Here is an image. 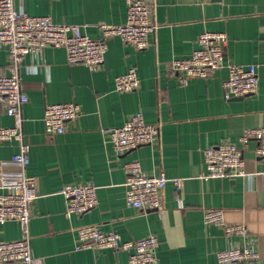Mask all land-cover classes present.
I'll return each instance as SVG.
<instances>
[{
  "label": "crops",
  "instance_id": "obj_1",
  "mask_svg": "<svg viewBox=\"0 0 264 264\" xmlns=\"http://www.w3.org/2000/svg\"><path fill=\"white\" fill-rule=\"evenodd\" d=\"M15 8L30 16H49L54 23L84 25L90 38L101 37L99 23L126 21L125 0H14ZM151 45L139 51L119 38L107 41L100 70L70 64L63 48L47 47L23 60L20 85L28 102L22 108L23 134L29 164L23 169L12 157L16 141L0 143V187L13 185L23 175L35 180L38 198L30 208L28 226L32 254L42 264H126L124 250L76 249V228L97 225L117 233L123 242L154 235L158 264H218L216 253L249 244L264 264V161L256 157L257 143L244 152L246 177L205 180L203 151L222 141L237 143L245 129L264 128V67L257 93L226 99L225 69L206 79L178 82L170 70L175 59L191 55L198 36L224 32L225 57L236 64L264 59V0H155ZM8 55L0 50V76L7 74ZM134 67L139 87L115 91L114 78ZM74 103L76 121L62 134L45 133L46 105ZM160 127V139L116 155L103 130L121 126L133 114ZM12 118L0 104V127ZM140 163L148 175L164 173L184 179L181 190L168 184L161 211L128 208L124 201V165ZM259 173V174H258ZM94 184L97 205L83 215L65 216V185ZM3 190V189H0ZM179 201L181 205H179ZM206 209H223L227 223L244 224L247 238L227 237L221 227L207 225ZM22 237L17 222L0 224V241Z\"/></svg>",
  "mask_w": 264,
  "mask_h": 264
},
{
  "label": "built area",
  "instance_id": "obj_2",
  "mask_svg": "<svg viewBox=\"0 0 264 264\" xmlns=\"http://www.w3.org/2000/svg\"><path fill=\"white\" fill-rule=\"evenodd\" d=\"M155 0H125L126 21L120 25L99 23L101 37L93 39L83 33L84 25L54 23L49 16H30L15 8L14 0H0V50L8 55L7 74L0 76V104L5 114L12 118L8 127H0V143L16 141L18 151L12 157L23 169L29 164V146L23 134L22 108L28 102L20 85V69L25 57L37 55L47 47L63 48L67 62L84 65L91 72L100 70L108 49L110 38H119L123 43L142 51L150 47L151 35L156 26L152 23V8ZM228 37L224 32H204L196 41L191 55L175 59L170 70L178 74V82L186 84L189 79L210 77L225 69L227 79L223 83L226 99L244 98L257 93L259 69L264 59L256 64H236L225 57ZM116 92H133L139 87L134 67L114 78ZM80 107L74 103L46 105L42 123L45 133L62 134L66 123L76 121ZM106 142L116 155L131 152L160 139V127L146 123L142 113L131 115L123 125L103 130ZM256 142L254 153L264 161V128H248L237 143L222 141L203 151L205 173L202 178L235 179L246 177L243 159L250 142ZM124 201L128 208L143 211H161L163 193L168 184L181 190L184 179L168 178L160 172L146 174L137 161L124 165ZM261 173H264L262 171ZM259 174V173H258ZM0 224L17 222L22 237L15 241H0V264H42L31 250L28 226L32 203L38 198L35 180L23 175L13 185L0 187ZM65 200V216L83 215L96 207L97 187L94 184L65 185L59 191ZM179 205H181L179 201ZM203 220L207 225L221 227L227 237L247 238L244 224L227 223L223 209H206ZM76 249L124 250L128 253L126 264H158L155 254L158 239L149 235L139 240L123 242L112 231H102L97 225L75 229ZM259 255L249 245L232 246L216 253L218 264H246L257 261Z\"/></svg>",
  "mask_w": 264,
  "mask_h": 264
}]
</instances>
